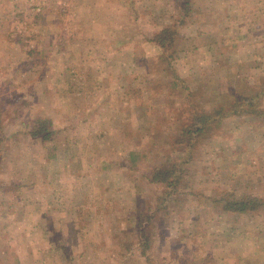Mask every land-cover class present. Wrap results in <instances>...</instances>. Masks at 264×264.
Segmentation results:
<instances>
[{
  "label": "rangeland",
  "instance_id": "rangeland-1",
  "mask_svg": "<svg viewBox=\"0 0 264 264\" xmlns=\"http://www.w3.org/2000/svg\"><path fill=\"white\" fill-rule=\"evenodd\" d=\"M263 79L264 0H0V264H264V209L211 201L264 197ZM195 111L217 122L176 144Z\"/></svg>",
  "mask_w": 264,
  "mask_h": 264
},
{
  "label": "trees",
  "instance_id": "trees-1",
  "mask_svg": "<svg viewBox=\"0 0 264 264\" xmlns=\"http://www.w3.org/2000/svg\"><path fill=\"white\" fill-rule=\"evenodd\" d=\"M188 2H186L187 5ZM182 19H180V23H182ZM179 24H170L159 30L149 39L155 46L158 47L159 50L167 54V52L173 49L176 39L178 38V27ZM173 58V52L168 53L165 56V60L168 64ZM250 100L248 104L256 103L258 98L264 97V79L263 86L260 90L259 95L254 97L250 96ZM243 102V103H242ZM245 104V99H241L239 101L240 107ZM234 113L236 115H241L243 113H247V115L252 116L255 114H261L255 109H246L241 110L237 104H232ZM239 109V110H237ZM3 112L2 108H0V114ZM264 114V113H263ZM218 112L216 111L214 114H208L203 111H195L188 115L187 117V125L184 126L178 139L176 140V144L181 145H193L194 141L200 136L204 135L210 130V126L217 122ZM33 127L29 126L27 134L29 137L33 139H39L40 141H49L51 131L48 129L50 123L46 122L41 118H36L32 121ZM132 155V154H131ZM133 161V160H132ZM180 165L172 164V167L169 169H162L160 167L153 166L151 167L147 173H145L144 178L146 182L150 185H163L164 188L161 191V195L159 196L160 204L156 206L154 209L156 211L164 210L165 205L168 202L173 201V196L180 192V185L182 181V171L179 170ZM212 203H216L223 214L229 215H250L254 216L260 212L261 209H264V197L260 196H240L236 198L231 193L222 194L220 197L212 199ZM141 226V223L139 224ZM140 232H143V229H139ZM144 233V232H143ZM128 258V257H127Z\"/></svg>",
  "mask_w": 264,
  "mask_h": 264
}]
</instances>
